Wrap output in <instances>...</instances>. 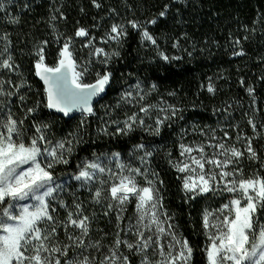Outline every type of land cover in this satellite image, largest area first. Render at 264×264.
<instances>
[{"label":"snow or ice","instance_id":"1","mask_svg":"<svg viewBox=\"0 0 264 264\" xmlns=\"http://www.w3.org/2000/svg\"><path fill=\"white\" fill-rule=\"evenodd\" d=\"M92 3L97 8L101 6L97 0H92ZM2 8L3 5L0 4V9ZM167 9L168 5H165L159 16L164 17ZM60 15L63 17V13ZM56 18L53 15L52 19ZM147 23L155 24L157 20L153 18ZM128 25L137 30L142 28L141 24L134 20L128 21ZM127 34L125 25L112 24L110 31L101 39L104 43H119ZM140 34L143 41L157 44L147 28H143ZM74 37L87 39L83 46L90 49L88 61L78 65L71 51L73 37H67L58 51L55 66H49L45 63V46L48 42L44 41L35 53V74L45 85L44 107L54 109L65 116L73 110L92 115L93 97L105 92L113 74L105 69L96 73L93 83H83V79L89 73L93 60L107 65L112 56H119V52L107 53L104 48L95 47L94 40L89 38L90 32L86 28H78ZM0 39L6 40L7 36ZM235 43L239 44V40ZM4 53L8 54L6 58L0 59V69L15 72L17 66L14 65L7 47L0 52V57ZM243 54L242 49L233 53L237 56ZM158 55L164 61L170 59L163 52ZM3 83L0 81V96L14 95L12 92H4ZM240 83L243 85V79ZM206 87L209 93H215L216 89L211 82ZM18 88L19 86L17 90ZM155 88L153 84L151 90L154 91ZM135 90L139 103L145 99V94H142L139 83L135 85ZM246 91L250 96H254L253 88L249 87ZM20 99L23 100V97ZM133 100H136L133 91L121 94V102L132 104ZM0 104L3 102L0 101ZM154 107L165 113L156 118L154 127L146 126L145 119L138 113H133L124 121H111V124L116 125L112 135H127L135 128L145 127L150 134L159 135L168 121L174 118L183 119V116L179 115L181 109L167 104L163 107L150 104L141 106L139 113L147 116ZM34 111L36 108H28L26 115ZM247 123L251 126L254 136L260 135L252 118H249ZM23 125L24 120L18 121L10 112L6 118H0V264H131L129 255L124 254L122 246L129 253L139 255L140 264H191L193 247L187 238L177 234L173 224L169 222L172 217L163 211L162 196L156 187L157 181L148 179L147 167L142 171L139 167L133 168L121 162L118 152H113L105 159L109 164L115 162L119 172H113L112 168L96 156L93 160L79 165L78 172L73 175V179L80 181L81 186L98 182L100 187L92 194L93 201L101 203L102 198L108 199L111 201L107 205L108 209L118 210L116 238L108 246L107 252L101 250L99 241L86 243L85 238L89 236V217L83 215L80 204H75L72 211H67L66 219L58 222L54 215L55 205L58 204L66 210L68 205L58 199V193L64 190V185L57 182L52 169L57 164L69 163L66 155L71 156L73 146L79 143V140L73 134L70 139L52 143L46 136L47 124H33L32 129L28 130H25ZM261 128H264V125H261ZM26 131H33V135L27 138V143ZM102 131L108 134L107 129ZM254 136H247L241 131L235 137V142L228 144L226 140H219L213 134L212 139L217 140V143L207 145L217 150L212 155L206 153L204 144L190 146L180 143V156L184 159L178 162L170 161L178 173L186 174L181 177L182 190L189 199L194 200L209 193L231 194L232 198L228 203L217 210L205 209L202 214V227L207 238L204 248L207 264H264V225L257 221V213L264 209V175L256 172L245 177L243 169L239 167L245 157L250 161L259 159L253 148ZM224 137L231 139L228 131H224ZM239 142H243V149L236 146ZM133 151L143 153L137 158L145 166L154 154V150H149L144 143L134 145ZM261 168H264V163ZM101 174H107V178L100 179ZM137 176L145 179V185L137 182ZM159 183L162 185L163 181L160 180ZM133 198L136 201V222L126 231L136 239L129 242L121 238L120 232L125 230L119 228V222L123 219L124 206ZM107 214L106 212L105 215ZM60 228H63L67 242L60 240ZM70 228L79 230V235H73L69 231ZM89 249L99 255H93ZM152 257L156 259L153 260Z\"/></svg>","mask_w":264,"mask_h":264},{"label":"trees","instance_id":"2","mask_svg":"<svg viewBox=\"0 0 264 264\" xmlns=\"http://www.w3.org/2000/svg\"><path fill=\"white\" fill-rule=\"evenodd\" d=\"M97 3L101 5L99 8L92 0H0L3 5L0 37L7 36L6 40L0 39V52L7 47L17 66L15 72L0 69L4 92L14 93L0 96L3 102L0 118H6L10 112L18 121L24 120L25 130L32 129L33 124H47L46 136L52 143L70 139L74 134L79 143L74 144L70 157L66 155L69 163L57 164L52 169L53 175L72 174L86 158L113 152L126 156L134 145L143 142L144 138L136 128L127 135H112L116 125L111 121L123 110L121 94L126 92V86L140 82L151 88L154 84L157 93L175 100L183 119L166 124L159 138L154 140L152 169L157 174L163 204L173 216L182 237L193 247L192 264H207L204 252L207 240L201 210L209 206L212 198L207 194L191 200L182 195L180 176L165 157L177 152L176 137L182 123H187L184 120L204 124L214 118L226 117L225 112L238 114L249 100L246 91L249 85L257 89L261 103L264 0H97ZM165 5H168L166 15L160 17ZM53 15L57 17L55 20ZM153 18L157 23H147ZM132 20L139 22L142 28H131L128 21ZM120 22L125 24L128 34L119 43H110L114 47L111 53L119 52V56H112L105 67L113 75L93 106L94 114L65 116L44 107L45 86L34 67L35 53L42 42H48L45 63L55 66L64 38L73 37L80 45L87 42L86 38L74 37L78 28L88 29L89 38H98L109 31L112 24ZM143 28H147L157 41L162 40L164 45L160 50L170 60H162L150 45H143L140 34ZM237 40L239 44L235 43ZM174 44L177 46L173 47ZM241 49L243 55H233ZM7 54L0 59L6 58ZM209 76L216 82L214 94L207 91ZM260 103L258 101L259 108ZM28 108H36V111L26 115ZM103 129H107L108 134ZM32 135L33 131H26V143ZM75 195L81 199L79 193ZM91 214L98 215L94 223L99 238L110 237L113 222L100 215L98 209Z\"/></svg>","mask_w":264,"mask_h":264},{"label":"rangeland","instance_id":"3","mask_svg":"<svg viewBox=\"0 0 264 264\" xmlns=\"http://www.w3.org/2000/svg\"><path fill=\"white\" fill-rule=\"evenodd\" d=\"M116 24H122L116 23ZM125 25V24H123ZM126 27V26H125ZM110 31V30H109ZM104 32L101 37L98 38H91L94 40V46L95 47H102L105 49L107 53H111L113 50V46L110 45L112 41H109L108 43H104L103 40L101 39L102 37H105L106 34L109 32ZM66 38H64L65 40ZM141 41L143 45H150L151 49H153L156 52V55H158L159 52H162L160 48L164 45H162V40L160 39V42L157 41L156 45H152L149 41H143L141 38ZM85 44V43H84ZM107 48V50H106ZM71 51L73 52L74 59L77 60L78 65H83L86 61L89 59V52L90 49L84 47L83 45H80V41H73L72 46H71ZM170 60V59H169ZM167 62V61H166ZM107 65H102L100 64L97 60H93L92 65L89 68V73L85 76L83 79V83H93L95 78H96V73L97 72H102L105 70V67ZM212 83L213 85L216 84L214 78L212 76L207 77V83ZM137 83L140 84V89L142 90V94H145V99L142 101H139L137 103V100L139 97L137 96V90H135V85ZM134 84H130L125 87L124 90L126 91H133V96L136 97V100H133L132 104H123V110H121L120 114L118 117H114L115 121H124L127 119L128 116L132 115L133 113H138L140 116H142L145 119V124L146 126L151 125L155 126L154 122L158 116L162 117L165 113H161L157 110L156 107H154L150 113L145 116L142 113H139V108L141 106L145 105H154L158 107H163L166 104L167 105H174L177 108H179L173 101L170 96H163L162 94L157 93V90L152 91L150 87H147L143 83L137 82ZM253 88V85H249L247 88ZM254 96H250L247 92L248 96V102L244 105V108L236 113H231L228 114L227 112L224 113V118H214L213 120H208L204 124H199L193 121H183L187 123H182L180 129L178 130L177 137H176V148L177 152L176 153H168L166 155V160L168 163L171 165L172 169L177 172L176 168L172 166L171 162H178L184 159V157L180 156V148L179 145L180 143H184L186 145L190 146H195L196 144H204L205 145V151L208 155H212L215 151H217L215 148L207 147L209 143L215 144L217 143V140H213L212 136L213 134L215 135L216 138L219 140H226L228 144H232L235 142V137L237 136L238 133L241 131L247 135V136H254L253 130L251 126L247 123L249 118H252L253 121L257 125V132L260 133V135H255L253 139V148L256 150L259 159L256 161H250L246 157L241 160L239 167L243 169V174L245 177L253 175L256 172H259L261 175H264V168H261V164L264 163V128H261V125H264V86L260 89V91L263 92V97H261V103L259 96L257 95V89H254ZM150 94H147L149 93ZM124 93V92H123ZM258 101L260 103V108L258 105ZM175 120L177 118H174ZM174 119L171 121H168L166 124H174ZM238 127H235L237 126ZM179 126V125H178ZM137 132L141 133L143 136L144 140L141 143H144L147 145L149 150H154L153 148V142L156 138H159L161 132L159 135H152L150 134L149 130L147 127L145 128H136ZM224 131L229 132V138L224 137ZM236 146L243 149L244 145L243 142L236 143ZM134 147L131 148L130 152L126 156H120L121 162L124 164L130 165L131 167H139L141 168L142 171H144L145 167L148 169V179L157 181L156 175H152V173H155V171L152 169V164H151V159L154 158L153 156L149 158L148 164L145 166L144 164H141L140 160L137 158L139 155H143V153H134L133 151ZM112 153H107V154H102V155H94L89 158H86L85 161H82V164L86 161L93 160L96 156H99L103 163L112 168L113 172H119V169L116 168L115 162H112L109 164L108 160L105 159L106 156H110ZM195 154V153H194ZM154 155V154H153ZM42 163L43 158H41ZM207 167V166H206ZM54 169V168H53ZM78 172V169L71 174V172H64L60 173L58 175H54L56 178L57 182L62 183L64 185V190L60 193H58V199L64 201L68 205V209L66 210L65 208L59 207L58 204H56V212L54 215L57 218V221H64L66 219L67 211H72L74 209L75 204H80L82 206V211L83 215H86L89 217V236L85 238L86 243L87 242H95L99 241L101 244V250L103 252H107L108 246H110L113 242V240L116 238V233H117V209L109 210L107 205L111 201L108 199H103L101 200V203H95L92 199V194L95 192L97 187H100L98 182H93L87 186H81L80 181H76L73 179V175ZM177 174L181 177H183L184 173H178ZM107 174H101L100 179H106ZM137 182L140 185H145L146 181L143 177L137 176ZM156 182V187L159 189V185ZM106 188L108 187L107 185L105 186ZM181 191L182 195L185 194V192L182 190V179H181ZM75 193H79L81 195L77 199V195ZM105 195L107 193L105 192ZM207 195V194H206ZM211 201L209 206H206L205 209H208L209 211L212 210H217L219 209L223 204L228 203V201L232 198L231 194L224 192L223 194H211ZM87 200V202H86ZM93 209V210H90ZM94 209H98V213L102 215L105 218H108L111 222H113V233L110 235V237L101 239L98 236V231L95 229V223L94 219L97 214L94 216H91V212L94 211ZM205 209L201 210L202 214L204 213ZM163 211H166L172 219L169 221L170 223L173 224L174 230L177 232L179 236H182L181 233L178 231V229L175 226V222L173 219V216L170 214L169 210L165 207L163 204ZM108 213L105 215V213ZM123 219L119 222V228L123 229L125 231L120 232V236L122 239H126L129 242H134L136 237L133 236L130 232H127L126 230L130 225L135 224L136 222V201L133 198L124 206V210L122 212ZM163 219V217H162ZM257 221L259 224L264 225V209L260 210L257 213ZM59 234H60V240L67 242V238L64 235L63 228L58 229ZM69 231L73 235H79V230L75 229H69ZM206 237V236H205ZM207 240V238H206ZM166 242V241H165ZM122 251L124 252L125 255H129V258L131 260V264H140V256L139 255H133L132 253H129L126 248H123L122 246ZM89 252L92 253L93 255H99L98 253L93 252L92 249H89ZM87 254V253H86ZM153 260L156 259V257H152ZM207 262V261H206ZM192 264V261H191Z\"/></svg>","mask_w":264,"mask_h":264},{"label":"water","instance_id":"4","mask_svg":"<svg viewBox=\"0 0 264 264\" xmlns=\"http://www.w3.org/2000/svg\"><path fill=\"white\" fill-rule=\"evenodd\" d=\"M39 77V76H38ZM39 79H40V77H39ZM42 81V80H41ZM42 83H43V81H42ZM43 85H44V83H43ZM45 86V85H44ZM102 94V93H101ZM101 94L99 95V96H96V97H93V99H92V107L96 104V102L99 100V98H100V96H101ZM51 110H54V109H51ZM54 111H56V110H54ZM57 112V111H56ZM58 113H60V114H63V113H61V112H58ZM64 115V114H63ZM75 115H88V114H82L80 111H78V110H73L72 112H70L67 116H75Z\"/></svg>","mask_w":264,"mask_h":264}]
</instances>
